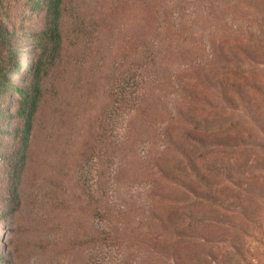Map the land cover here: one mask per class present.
<instances>
[{
    "label": "rangeland",
    "instance_id": "1",
    "mask_svg": "<svg viewBox=\"0 0 264 264\" xmlns=\"http://www.w3.org/2000/svg\"><path fill=\"white\" fill-rule=\"evenodd\" d=\"M30 1L5 0L9 16L4 25L14 33L18 49L20 66L14 84L19 90L24 87L28 64L39 54L36 40L43 28L41 12L30 6ZM163 1L63 0L62 46L53 55L52 66L41 74V98L24 159L11 137L16 118L11 116L2 126L0 264H83L84 252L69 251L66 241L77 236L86 239L87 233L99 236L111 229L115 221L107 223L103 213L106 209L121 217L130 213L131 223L138 220L139 212L148 210L155 198L154 174L161 177L154 158L170 144L168 134L162 131L161 141L157 138L150 143H125L122 117L114 118L110 138L104 137V143L97 134L99 116L109 105V93L118 91L126 82L125 90L133 96L131 81L120 82L121 60L117 53L127 48L134 52V46L146 41V33L141 31L146 32L152 25H176L177 39L158 47L159 56L167 60L166 68L163 72L162 67L157 68L153 75L165 80L170 75L176 85V91L163 85L159 99L161 118H168L167 112L176 110V101L184 95L180 72L211 56L213 14L220 0ZM160 6L162 10L154 14ZM133 57L126 58L124 66L132 63ZM17 98L16 93L7 96L11 115L15 108L8 102L15 103ZM224 141L241 147V141L254 144L258 152L229 161L223 154L215 155V173L221 171L215 175V182L228 188L215 192L213 198L234 215L215 216V211L209 213L207 207L196 215L204 211V220H217L236 230L226 235L219 231L222 249L233 246L236 253L252 256L254 264H264V129L246 130ZM167 148L174 149L171 145ZM109 153H113V163L107 169L101 155ZM86 156L93 160L87 169ZM10 159L12 165L8 166ZM192 234L215 243V229ZM257 240L263 245L258 247ZM206 251L209 254L208 248ZM145 253L133 250L131 258V254H124L139 264L146 259ZM213 255L215 258V252ZM112 256L119 255L113 252Z\"/></svg>",
    "mask_w": 264,
    "mask_h": 264
},
{
    "label": "trees",
    "instance_id": "2",
    "mask_svg": "<svg viewBox=\"0 0 264 264\" xmlns=\"http://www.w3.org/2000/svg\"><path fill=\"white\" fill-rule=\"evenodd\" d=\"M29 5L39 8L43 28L36 40L39 54L28 64L24 87L19 90L14 84L20 66L15 35L4 25L9 6L0 0V135L3 124L14 116L16 123L11 137L18 143L22 159L41 98V74L62 46L63 0H31ZM161 10V6L157 7L154 14ZM213 17L211 56L180 72L184 95L176 101V110H168L166 119L161 118L163 111L158 109L162 87L176 91V85L170 75L166 80L153 75L157 68L162 67V72L166 68L167 60L159 56L158 47L167 40L177 39L176 25L173 23L169 28L152 25L146 32L141 31L146 33V41L142 40L137 47L132 44L134 52L127 48L117 53L121 60L120 82L131 81L133 96L126 92V82L118 91L109 93V105L98 119V138L103 143L104 137L109 139L114 118L122 117L125 143H150L157 138L161 141L164 131L174 149L167 148L168 145L154 158L161 177L154 174L155 198L146 212H139L136 222H129L130 213L121 217L122 214L106 209L103 213L107 223L115 221L111 229L99 236L87 233L86 239L72 237L64 243L69 251L84 252L83 264H136L124 254H131V258L133 250L146 252V259L139 264H210L214 260L215 264H254L252 256L236 253L233 246L222 249L218 244L222 242V237H217L219 231L224 235L231 230L235 233L233 227L227 228L217 220H204V211L200 216L196 213L207 207L209 213L215 211V216L231 214L232 217L234 211L216 204L213 198L215 192L228 188L222 182H215V175L221 173H215V155L223 154L229 161L258 152L254 144L241 141L244 144L241 147L224 140L246 130L264 129V0H220ZM131 55L133 62L124 66ZM12 93L18 95L15 103L8 102L14 104V115L6 105L7 96ZM112 104L117 106L112 108ZM101 156L109 169L113 153ZM90 162L93 163L92 157L86 156V169ZM6 164L11 166L12 159ZM206 228L215 229V243L192 234ZM238 233L248 238L243 231ZM257 243L258 247L263 245L261 240ZM113 252L119 256L113 257Z\"/></svg>",
    "mask_w": 264,
    "mask_h": 264
}]
</instances>
